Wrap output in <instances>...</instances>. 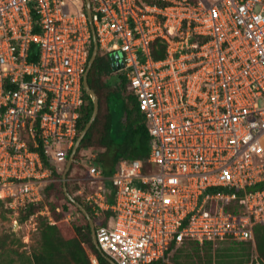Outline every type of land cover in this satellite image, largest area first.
I'll return each instance as SVG.
<instances>
[{
    "label": "built area",
    "instance_id": "built-area-1",
    "mask_svg": "<svg viewBox=\"0 0 264 264\" xmlns=\"http://www.w3.org/2000/svg\"><path fill=\"white\" fill-rule=\"evenodd\" d=\"M94 36L102 54H121L112 76L128 83L149 131L148 157L119 160L110 177L88 162L86 202L112 212L96 226L103 253L170 264L189 241L254 242L264 224V0H0V201L16 215L63 174Z\"/></svg>",
    "mask_w": 264,
    "mask_h": 264
},
{
    "label": "trees",
    "instance_id": "trees-1",
    "mask_svg": "<svg viewBox=\"0 0 264 264\" xmlns=\"http://www.w3.org/2000/svg\"><path fill=\"white\" fill-rule=\"evenodd\" d=\"M93 49L94 47L92 48V52ZM166 56L167 45L159 40L156 41L152 45L153 59L155 61H161L164 60ZM112 73L113 71L111 67V57L107 54H102L101 52H99L89 73L88 83L90 88L96 93L99 99V105L101 104L103 98L107 101L108 115L106 117V121L101 125H98L100 124V121L99 117L97 116L92 127L88 131L78 149V152L76 154V162L81 150L91 147L94 128H97V133H100V144L102 145V147L112 150L111 153L113 154L112 160L114 165H116L119 160L124 158L137 159L148 157L149 131L147 129L145 118L139 111L138 101L136 97L130 91H128V83L124 80V78H120L121 81H117V83L114 85V90L108 88L109 86L106 84L105 78L109 76V74L111 77H113ZM121 88L125 92L124 109L128 119V123H130V125H133L134 122H142H140L138 130L129 129L126 132L127 134L123 136L122 142L115 147L112 146L114 137L113 134L115 133V129L112 116L109 112V102L112 97L118 95V92ZM93 109L94 105L92 99L88 93H85V103L80 110V117L78 121L79 135L83 131L87 123L90 121ZM71 153L72 150L69 151V156L71 155ZM73 169L74 166L71 167L70 172ZM112 173L113 167L109 172L105 171V174L108 176H110ZM60 176L61 175H56V179ZM56 182L52 183L45 189V191L43 192V201L39 203L29 204L20 211L23 214L20 219V223H24L27 219L36 216V213L41 212V210L46 206L45 201L48 197V193L55 186ZM67 187L69 193L73 196L75 192L71 189L70 184H68ZM108 188H110V186H108ZM64 198L66 200V205L63 207L61 214H65L74 210L82 216L83 223L81 225L68 227L60 223L59 220H55V224H53L49 220V218H42L39 224V245L32 251L31 256L26 259V262H22L21 264H91L87 250L97 257L99 264H110L107 261L106 257L103 256L94 246L88 220L82 215L77 207L66 198L65 194ZM75 199L87 209V211L92 216L96 226L106 224L107 220L112 216L111 211H103L98 216L94 213L91 206L86 201L83 202L77 196L75 197ZM107 202L109 204L113 203L112 195L108 197ZM0 208H2L6 212L14 214V212L10 209H7L1 201ZM53 210H55V207H53ZM254 233V242L225 241L231 242V244L216 255L218 264H250L252 262L253 253H256L258 262L260 264H264V224L255 226ZM186 243H194L199 249H201L200 246L202 247L205 244H215L208 242L200 245L192 241ZM178 248L179 247L173 248V253ZM173 253L171 254V256L173 255ZM21 256L23 255L21 254ZM212 258L213 256L210 255L209 260L207 261L209 264L212 263ZM0 264L14 263L11 260H3L0 262Z\"/></svg>",
    "mask_w": 264,
    "mask_h": 264
},
{
    "label": "rangeland",
    "instance_id": "rangeland-1",
    "mask_svg": "<svg viewBox=\"0 0 264 264\" xmlns=\"http://www.w3.org/2000/svg\"><path fill=\"white\" fill-rule=\"evenodd\" d=\"M111 67L112 71L121 70L123 67V60L119 59L112 61ZM105 82L109 86L108 88L114 90V85L117 80L109 74V76L105 78ZM124 96L125 92L121 88L118 95L112 97L109 102V112L112 116L115 129L112 146L115 147L122 142L123 136L127 134L126 132L129 129H134V124H136L133 123V125H130V123H128L124 109ZM107 115L108 105L107 101L103 98L97 115L100 121L98 125L106 121ZM91 144V147L81 150L77 162L75 157L76 163L74 162L72 165L74 169L71 172L69 171L67 175V185L70 184L71 189L75 192L73 196L79 197L83 202L86 201L89 195L95 192V184L92 183L93 181L88 174V162L93 161L97 165L99 164L101 167H105L104 170L107 172H109L112 167H115L112 160V150L102 147L100 144V133H97V128H94ZM62 185L61 175L57 178L55 186L51 189L46 198L45 207H48V211H46L44 207L41 212L43 211L45 214L42 215L40 214L41 212H38L33 220L29 218L24 223H20V219L23 216L21 212L15 215L0 208V262L3 260H11L14 264L26 262V259L31 256L32 251L39 245V224L44 217H50L53 221L59 220L60 223L68 227L81 225L83 223L82 216L74 210L65 214L57 212V208L62 210L66 205ZM53 207H55V210H53ZM47 213L49 216H47ZM230 244L231 242L211 245L205 244L202 247L200 246L201 249H199L194 243H185L174 251L169 261L171 264H209L207 261L209 260V256L212 255L211 264H218L216 255ZM21 254L23 256H21ZM250 264H260L257 260L256 253H253L252 262Z\"/></svg>",
    "mask_w": 264,
    "mask_h": 264
},
{
    "label": "water",
    "instance_id": "water-1",
    "mask_svg": "<svg viewBox=\"0 0 264 264\" xmlns=\"http://www.w3.org/2000/svg\"><path fill=\"white\" fill-rule=\"evenodd\" d=\"M90 4L88 2V12H89V15H90ZM99 54V47H98V44H97V41H96V38L94 36V49H93V52H92V55H91V58L89 60V63H88V67H87V70H86V73H85V77H84V87H85V90L86 92L89 94V96L91 97L92 99V102H93V105H94V109H93V113H92V116H91V119L90 121L87 123V125L85 126V128L83 129V131L80 133L73 149H72V153L71 155L69 156V159H68V162L66 164V168H65V171L62 175V183H63V191H64V194L66 196V198L72 202L76 207L77 209L82 213V215L88 220L89 222V225H90V229H91V234H92V240H93V244L94 246L96 247V249L103 255L106 257L107 261L110 263V264H117L115 263L110 257L106 256L103 251L101 250L98 242H97V239H96V225H95V222L92 218V216L90 215V213L87 211V209L80 203L78 202L74 196H72L69 191H68V187H67V175L73 165V163L75 162V157H76V154L78 152V149L83 141V139L85 138V136L87 135L88 131L90 130V128L92 127L94 121L96 120L97 118V115L99 113V99L96 95V93L90 88L89 86V83H88V76H89V73L93 67V64L97 58ZM121 58V54H115V55H112L111 56V59L112 61H116V60H119Z\"/></svg>",
    "mask_w": 264,
    "mask_h": 264
},
{
    "label": "crops",
    "instance_id": "crops-1",
    "mask_svg": "<svg viewBox=\"0 0 264 264\" xmlns=\"http://www.w3.org/2000/svg\"><path fill=\"white\" fill-rule=\"evenodd\" d=\"M114 79H115V77H114ZM115 80H116V79H115ZM116 83H117V82H116ZM140 122H142V121L134 122V123H136V124H134V125H135L134 130H136V129L138 130V129H139L138 127H139V125H140ZM113 170H114V168H113ZM111 175H112V174H111ZM111 175H110V176H111ZM105 176H106V177H110V176H108V175H106V174H105Z\"/></svg>",
    "mask_w": 264,
    "mask_h": 264
},
{
    "label": "flooded vegetation",
    "instance_id": "flooded-vegetation-1",
    "mask_svg": "<svg viewBox=\"0 0 264 264\" xmlns=\"http://www.w3.org/2000/svg\"><path fill=\"white\" fill-rule=\"evenodd\" d=\"M111 63H112V59H111Z\"/></svg>",
    "mask_w": 264,
    "mask_h": 264
}]
</instances>
